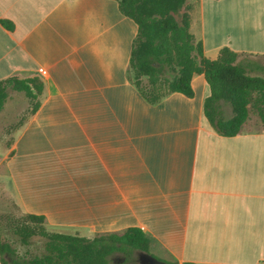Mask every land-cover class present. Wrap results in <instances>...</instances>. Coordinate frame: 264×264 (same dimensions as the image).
<instances>
[{
	"label": "crops",
	"instance_id": "obj_1",
	"mask_svg": "<svg viewBox=\"0 0 264 264\" xmlns=\"http://www.w3.org/2000/svg\"><path fill=\"white\" fill-rule=\"evenodd\" d=\"M182 12L206 57L228 46L264 68V0H187ZM138 29L118 0H0V79L44 82L0 150V209L88 237L139 227L172 264H264V122L251 111L237 135L212 129L204 73L193 96L148 102L128 77ZM63 154L77 157L56 180Z\"/></svg>",
	"mask_w": 264,
	"mask_h": 264
},
{
	"label": "trees",
	"instance_id": "obj_2",
	"mask_svg": "<svg viewBox=\"0 0 264 264\" xmlns=\"http://www.w3.org/2000/svg\"><path fill=\"white\" fill-rule=\"evenodd\" d=\"M186 1L118 0L121 11L139 26L128 77L142 96L155 104L173 92L193 96L192 78L204 73L210 87L204 115L212 129L225 136L237 135L252 110L264 122V74L259 73L263 66L242 62L241 55L228 46L220 50L216 59L206 57L203 42L190 31L189 16L182 12ZM3 23L12 28L10 21ZM9 88L24 91L29 98L33 106L28 116L40 107L44 91L40 77L0 79V112L10 97ZM227 101L233 108L231 118L224 113ZM9 230L12 233L7 236L0 230L1 264H113L117 253L122 254L126 264L136 252L141 257H154L150 238L139 227L88 237L51 229L44 215L27 213L10 217ZM13 239L29 248L20 253ZM33 245L39 247L37 251L31 249Z\"/></svg>",
	"mask_w": 264,
	"mask_h": 264
},
{
	"label": "rangeland",
	"instance_id": "obj_3",
	"mask_svg": "<svg viewBox=\"0 0 264 264\" xmlns=\"http://www.w3.org/2000/svg\"><path fill=\"white\" fill-rule=\"evenodd\" d=\"M260 61H263L259 58H256ZM10 97L5 105V108L0 112V150L5 147L4 145H9L11 142L14 141L15 136L18 132L19 127L22 124V121L31 113L32 106L29 98L25 95L24 91H18L13 88H9ZM225 116L231 118L233 116V108L230 102L225 103ZM259 115L252 110L251 118L256 120ZM65 156V157H62ZM60 159L59 157V166L58 168L61 169L56 172V180L66 179L67 176L71 175L70 171L66 168L69 165L68 160L70 158H76L77 156H72V154H63ZM67 169V170H65ZM79 173V172H78ZM68 178V177H67ZM70 179V178H69ZM2 186L0 185V198H5L4 191L2 190ZM57 190V189H56ZM61 190V189H60ZM66 190V189H65ZM71 190V188L69 189ZM3 204V203H2ZM22 213L16 210V208L5 209L4 205L3 208L0 209V230L3 232L4 236L11 235V230H9V219L10 217H20ZM55 230H64L62 228H52ZM14 240V245L17 246L20 253L26 251L27 246L22 245L18 242L17 239ZM40 245V244H39ZM38 246H31L33 251L38 250ZM122 254L117 253L113 256L112 263L113 264H123ZM126 264H150L145 258L143 259L139 252H136L134 257Z\"/></svg>",
	"mask_w": 264,
	"mask_h": 264
},
{
	"label": "water",
	"instance_id": "obj_4",
	"mask_svg": "<svg viewBox=\"0 0 264 264\" xmlns=\"http://www.w3.org/2000/svg\"><path fill=\"white\" fill-rule=\"evenodd\" d=\"M149 260H150V264H172V263H168V262L159 260V259L154 258V257H149Z\"/></svg>",
	"mask_w": 264,
	"mask_h": 264
},
{
	"label": "flooded vegetation",
	"instance_id": "obj_5",
	"mask_svg": "<svg viewBox=\"0 0 264 264\" xmlns=\"http://www.w3.org/2000/svg\"><path fill=\"white\" fill-rule=\"evenodd\" d=\"M142 258L144 259H146L148 262H150V260H149V256H142Z\"/></svg>",
	"mask_w": 264,
	"mask_h": 264
}]
</instances>
